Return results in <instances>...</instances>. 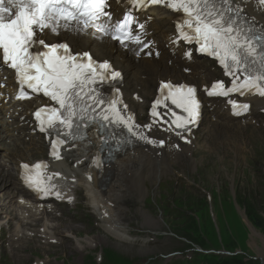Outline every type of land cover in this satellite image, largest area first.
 <instances>
[{"label": "snow or ice", "instance_id": "1", "mask_svg": "<svg viewBox=\"0 0 264 264\" xmlns=\"http://www.w3.org/2000/svg\"><path fill=\"white\" fill-rule=\"evenodd\" d=\"M126 2L128 7L122 16L113 19L108 0H0V60L16 73L20 86L17 98L30 99L29 92H42L58 105L41 107L34 113L40 131L56 130L58 136L72 137L80 122L98 119L126 128L133 137L163 145V140L154 141L146 136L131 114L125 115L127 106L120 107L122 101L118 90L106 98L96 87L98 83L117 80L121 76L108 61H96L88 51L73 52L66 38L48 40L49 35H80L91 29L118 41L121 46L127 47L129 42L136 44L139 47L136 54L139 55L140 51L150 48V43L142 39L145 25L138 22L133 11L153 5L179 14L172 43L180 40L195 43L198 51L215 58L225 75L231 77L230 87H226L223 81L212 83L211 89L206 87L209 96L239 93L241 96L264 97V28L257 30L256 25L245 18L244 9L236 0ZM257 3L264 8V0H257ZM134 24L139 32L133 31ZM151 54L149 51L148 55ZM185 55L191 58V52ZM25 88L29 91L26 92ZM160 89L162 96L153 103L151 115L159 117L158 106L170 100L185 115L171 112L174 119L169 122V129L174 126L182 131L190 130L189 126L194 125L199 117L196 87L161 82ZM164 90H167L166 95ZM229 102L235 115L249 110L247 103ZM143 127L151 129V125ZM55 148L56 142L53 143ZM22 167L27 170L30 166L24 164ZM33 167L41 169L44 166L38 163ZM25 180L38 191H47L41 187L40 172L26 175Z\"/></svg>", "mask_w": 264, "mask_h": 264}, {"label": "rangeland", "instance_id": "2", "mask_svg": "<svg viewBox=\"0 0 264 264\" xmlns=\"http://www.w3.org/2000/svg\"><path fill=\"white\" fill-rule=\"evenodd\" d=\"M256 133L255 138L264 136L263 132ZM253 134L254 132H250L243 137ZM197 158L201 162L200 167L207 166V173H201L199 170L190 173L187 169L191 183L188 189H177L170 179L163 189L153 182L148 195L140 200L141 203L134 199L135 192H130L131 197L127 198L123 210H116L120 214L122 212L119 216L121 225H136L143 230L147 227L143 226L142 218L137 213L138 209L143 207L147 214L160 223V228L151 231L170 234L171 237L159 238L151 245L135 246L111 236L96 219L83 228L78 227L76 231L73 228L64 229V225H56L58 232L66 237L64 247H42L40 244H33L26 249L25 254L29 258L26 264H92L94 260L97 264L103 260L104 264L109 262L111 251L116 252L118 258H130L138 261V264H143L149 258L170 255L182 247L184 248L181 250H185V245L189 243H184V239L192 245L199 243L205 249L230 251L234 255L237 253L242 256L243 264H264V145L254 157L248 158L246 164H243L246 160L244 159L236 172L230 170L236 174L234 177L233 174L227 173L223 167L225 164H220V159L210 157V160L204 163L206 155H199ZM229 161L231 166H236L238 162L234 158ZM215 165H219L217 170L213 168ZM175 174L179 177L182 172L176 170ZM168 186L170 188H167ZM184 192L186 196H193L188 197L189 203L186 206L184 202H180ZM175 206L187 210L189 214L185 217L189 218L188 222L181 224V216L171 214L174 213ZM247 213L259 224V227L253 225L258 233L254 243L251 241V230L247 225L249 222L247 220L246 224V219L241 216L244 214L248 218ZM70 232L76 233V236L72 237ZM190 248L192 247L187 249ZM187 254L189 253L186 252L183 256ZM168 262L169 260H165L156 264ZM0 264L20 263H11L10 260L8 263L0 258Z\"/></svg>", "mask_w": 264, "mask_h": 264}, {"label": "bare ground", "instance_id": "3", "mask_svg": "<svg viewBox=\"0 0 264 264\" xmlns=\"http://www.w3.org/2000/svg\"><path fill=\"white\" fill-rule=\"evenodd\" d=\"M117 10L118 8H113L112 10L113 14L117 13ZM248 11L250 14L256 15L252 8H249ZM152 16L154 17L152 22L145 21V17L142 18V21L145 22V29H144V31H146L145 35L149 36L150 33L152 32L153 33L152 37L154 38L156 42H158L159 46H161L162 43L159 42L157 38L161 36L162 34H165L163 41L166 44H168L170 41L169 37L172 35L171 25H172V22L175 20L174 16L167 14L162 10H156V9L152 13ZM70 38H71L70 36L67 37V39H70ZM163 55L166 57L168 54L164 53ZM123 61H125V59ZM194 62L195 60L192 63ZM162 69L163 67L161 68V70ZM140 77L141 75L137 76V78H140ZM191 79L194 80V77H191ZM205 80H206L205 78L200 79L202 83H204ZM146 96L149 97L150 95L149 94L144 95V97ZM250 143H252V146L264 145V137H261V139L258 140V142H256L253 137L252 138L250 137L242 138V137L226 136L223 138V142L220 147H217L215 143H207L206 144L207 148H205L204 152H202L203 154L206 155V159L204 163L208 162L210 160V157L213 159L218 158L220 159V162H221L220 164L224 162L226 168L236 172V170L240 168L239 165L240 164L242 165V162L244 159H247V157H250L251 155L253 156L257 153L258 148L250 147L249 145ZM98 147H99L98 141H96V139L91 136L76 150V152L82 153V155L77 156V160L85 159V158L92 156V154L94 153V151H96V149H98ZM229 149L232 150V153L229 151ZM226 150H228V152ZM211 152L213 153L210 154ZM228 153H230V157ZM223 157H224V161H222ZM232 157H234V160L238 161V165L236 166L230 165L231 162L229 161V158H232ZM180 159H183V162H180ZM162 162L166 163L169 167H172L174 169H176L175 168L176 162H179V164H183V166H187L186 168H189L190 172H194L197 168L201 166V162H199L198 160H195V153L190 146H183L182 153L165 154V157L163 158ZM147 164H151L155 166L154 163L147 161L146 158L142 157L141 155H138L137 157L134 156L130 158H127V157L124 158L117 164V169L120 174L117 173L118 177H117V180L115 181V184L116 185L122 184L125 178L126 179L129 178L133 182L135 188L138 190V196L141 198L144 197L147 194L146 182L149 179L147 177L154 178V177H157L159 174V171L155 167L152 171H149L147 169ZM218 166L219 165H215L213 166V168L217 170ZM57 167L61 168V165L59 164L57 165ZM206 168L203 167L200 171L207 173ZM227 173L229 174V172ZM234 176H236V174H234ZM80 180L83 181L82 179ZM82 184H84V182ZM6 186L7 184H2L0 186V189L3 191ZM122 191L123 190H119V189H113V190L110 189L105 193V203L101 205L102 208L100 209L101 215L104 218H107V217L112 218V216L116 217L115 215H113L112 212H114L115 209L123 208V196L124 195ZM97 200L102 201L103 199L102 197H97ZM138 214L142 218L143 226L150 228V229H158L160 227V223H158L155 219H153L150 215H148L144 211L143 208L138 209ZM110 225H113L110 228L112 231H116V229L118 228L115 220H113ZM248 225L251 230V236H252L251 241H253L254 243V241L256 240L258 236V233L256 232L255 228L252 225H250L249 223Z\"/></svg>", "mask_w": 264, "mask_h": 264}, {"label": "trees", "instance_id": "4", "mask_svg": "<svg viewBox=\"0 0 264 264\" xmlns=\"http://www.w3.org/2000/svg\"><path fill=\"white\" fill-rule=\"evenodd\" d=\"M249 219H250V221H252V223L254 224V226L259 227V224L252 219V216L251 215H249Z\"/></svg>", "mask_w": 264, "mask_h": 264}]
</instances>
